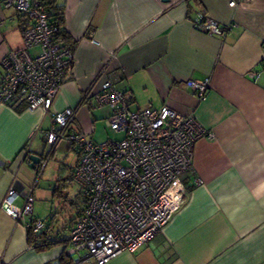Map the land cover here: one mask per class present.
I'll return each mask as SVG.
<instances>
[{
    "label": "crops",
    "instance_id": "crops-1",
    "mask_svg": "<svg viewBox=\"0 0 264 264\" xmlns=\"http://www.w3.org/2000/svg\"><path fill=\"white\" fill-rule=\"evenodd\" d=\"M54 1L75 43L74 67L52 101L54 111L77 109V125L92 130L89 106H77L109 76L132 94L131 111L166 106L193 116L213 136L194 144V174L182 179L185 204L146 247L107 264H264V0H243L234 10L228 0ZM200 16L232 27L224 39L207 35L194 27ZM20 30L19 16L0 8V78L5 55L22 46ZM206 78L202 99L184 84ZM48 126L40 111L0 105V205L14 183L19 191L34 185L37 169L25 164L23 151L38 155L34 143ZM14 201L22 206L21 198ZM34 211L33 203V216L41 219ZM67 221L50 226L62 242L38 251L0 210V264L57 260L73 225Z\"/></svg>",
    "mask_w": 264,
    "mask_h": 264
},
{
    "label": "built area",
    "instance_id": "built-area-1",
    "mask_svg": "<svg viewBox=\"0 0 264 264\" xmlns=\"http://www.w3.org/2000/svg\"><path fill=\"white\" fill-rule=\"evenodd\" d=\"M45 4V0H0V8L14 11L22 26V46L5 55L1 66L5 73L0 78V105L40 111L50 123L42 138L45 160L34 175V185L19 191L14 183L0 210L26 232L36 235L43 231L44 221L32 212L33 187L56 146L68 143L78 152L71 174L80 204L61 256L71 264H107L121 253L132 254L146 247L185 204L187 189L182 179L194 174V144L213 136L204 132L193 116L179 115L166 106L131 111L132 94L119 90L116 80L106 75L100 91L85 92L81 101L109 108L111 115L104 124L123 134V139L93 142L92 130L83 131L77 125L76 109H52V101L74 67L75 50L61 41L59 27L51 21ZM242 4L243 0H228L233 10ZM193 24L222 39L232 27H220L204 16ZM261 73H251V78L257 80ZM209 82L206 78L184 84L202 99ZM27 154L24 150L23 157ZM192 181L195 186L202 184L199 179ZM18 198L23 201L21 207L14 205ZM50 264L60 262L57 259Z\"/></svg>",
    "mask_w": 264,
    "mask_h": 264
},
{
    "label": "rangeland",
    "instance_id": "rangeland-1",
    "mask_svg": "<svg viewBox=\"0 0 264 264\" xmlns=\"http://www.w3.org/2000/svg\"><path fill=\"white\" fill-rule=\"evenodd\" d=\"M31 53L35 54V51ZM88 113L92 120V135L90 137L93 142L100 144L123 139V134L115 133L104 124L105 119L111 115L109 108H98L92 104ZM42 138L34 143V151L38 155L45 152ZM53 151V154L45 162L37 181L38 186L33 199L34 212L44 222H49L52 217H55L56 224L60 226L76 216V209L80 202L78 186L70 181V173L77 163L78 152L71 149L69 144L64 141L59 143ZM70 201H73L75 205L71 207Z\"/></svg>",
    "mask_w": 264,
    "mask_h": 264
},
{
    "label": "trees",
    "instance_id": "trees-1",
    "mask_svg": "<svg viewBox=\"0 0 264 264\" xmlns=\"http://www.w3.org/2000/svg\"><path fill=\"white\" fill-rule=\"evenodd\" d=\"M45 1H46L45 6H47V10H48V13H49V17L51 18V21L53 22V24L55 26L59 27L58 29H59V36L61 38V41H63L65 44H67L73 50H75V43H71V41H69L70 39H69V37L67 36L65 30L62 27L63 20H62V17H61L62 16V12H61L60 7L58 5H54L55 4L54 0H45ZM21 28H22V26H21ZM263 65H264V62H263ZM81 100H80V103L77 106V108H80L83 105H88L89 106L88 110H90L92 104H90L89 102L83 104ZM70 148L73 149L72 147H70ZM52 154H53V152L51 153V155ZM44 160H45V158L42 157L40 164L36 167V169H37L36 172L40 169V166H41L42 162H44ZM74 168L72 169L71 173H73ZM70 181H72V174H71V180ZM69 205L72 207L75 204H74L73 201H70ZM78 209H79V204H78V207L76 209L77 212H76L75 219L79 215V210ZM54 219H55V222H56V218L52 217L49 222L47 221L46 224L44 223L45 224V229L43 231L39 232L36 235H33L29 231L26 232L27 233V240H28V244H29L30 248H33V249L38 250V251L39 250H47L49 247H52V246L62 242L61 239H59V237H58L59 235H56V234L54 236L50 235L51 234V232H50L51 227L50 226H52V224L54 222ZM75 219H74V217L71 218V221H69V223H72L73 221H75ZM73 224H74V222H73ZM71 227L68 229V233H69ZM67 237H68V235L64 239V245L66 243ZM58 260H59L60 264H71L70 260L65 259L62 256L60 258H58Z\"/></svg>",
    "mask_w": 264,
    "mask_h": 264
},
{
    "label": "water",
    "instance_id": "water-1",
    "mask_svg": "<svg viewBox=\"0 0 264 264\" xmlns=\"http://www.w3.org/2000/svg\"><path fill=\"white\" fill-rule=\"evenodd\" d=\"M164 3L167 2V0H160ZM44 152L41 155H34V154H30V155H25L23 157V160L26 162L25 164H27V166L31 169V170H35L36 166H38L41 162V158L43 157Z\"/></svg>",
    "mask_w": 264,
    "mask_h": 264
}]
</instances>
